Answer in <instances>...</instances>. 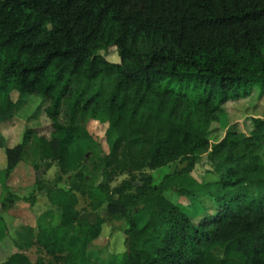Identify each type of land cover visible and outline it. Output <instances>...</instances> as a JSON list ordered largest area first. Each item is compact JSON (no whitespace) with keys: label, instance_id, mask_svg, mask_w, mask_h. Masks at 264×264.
<instances>
[{"label":"trees","instance_id":"trees-1","mask_svg":"<svg viewBox=\"0 0 264 264\" xmlns=\"http://www.w3.org/2000/svg\"><path fill=\"white\" fill-rule=\"evenodd\" d=\"M112 46L118 62L99 53ZM256 84L264 90V0H0V146L21 96L39 97L49 121L48 135L26 127L5 149L4 200L15 202L8 180L32 143L43 169L57 168L51 185L36 174L35 190L59 209L36 234L49 259L15 251L0 264H84L112 220L125 222L129 251L106 264H264V119L208 137ZM201 153L209 181L191 174ZM162 166L155 183L146 170ZM168 190L212 209L187 210Z\"/></svg>","mask_w":264,"mask_h":264},{"label":"rangeland","instance_id":"rangeland-1","mask_svg":"<svg viewBox=\"0 0 264 264\" xmlns=\"http://www.w3.org/2000/svg\"><path fill=\"white\" fill-rule=\"evenodd\" d=\"M108 61L118 62L119 57L115 47H109L106 51H100ZM12 99L17 98L13 93ZM43 102L35 95H24L20 97L18 107L15 111V117L11 125L7 126L3 132L4 144L0 146V170L5 167L6 155L5 149L13 147L22 139L26 127L41 126L43 134L49 133V121L42 113ZM226 115L218 123L211 125L208 137L211 142H216L222 135L226 126L238 121L240 128L245 133L251 129L252 118L264 119V90L261 91L259 84L252 88L249 96L238 101L227 102L224 107ZM10 121V122H11ZM89 130L97 141L102 145L104 151H107V144L103 139L105 126L91 123ZM87 155V156H86ZM85 153V157H89ZM34 165H39L37 172L40 178L47 185H51L54 180L56 166L49 170H44L39 162V155L32 143H27L24 147L22 161L15 168L8 180L9 188L15 195V202L4 200L6 195L4 174L0 172V261L5 260L11 253L22 251L31 260L35 262L38 257L49 259L43 249L35 243L36 234L40 222H47L52 217L53 222L58 221L59 209L56 205L49 202L44 192L35 190L34 177L36 171ZM154 179L159 182L163 175L169 172L168 166H162L153 170H146ZM197 181H209L214 177L210 162L207 160L206 153L198 156L197 163L191 172ZM126 176H120L112 185L118 184ZM63 186V185H61ZM167 198L179 206H184L187 210L201 211L207 214L212 209V203L209 199H202L199 204L195 200H190L179 196L175 190L165 192ZM33 196V197H32ZM77 209L82 214L92 212L88 205V199L77 194ZM6 202L8 206L1 208V203ZM212 211V210H211ZM191 212V211H189ZM47 213V214H46ZM99 215H104V207L96 211ZM21 218L16 221L15 218ZM126 224L122 220H112L104 222L100 235L93 240L87 248V261L84 264H106L113 256L126 250L125 233ZM120 256L117 257L118 262ZM62 264V263H57Z\"/></svg>","mask_w":264,"mask_h":264},{"label":"water","instance_id":"water-1","mask_svg":"<svg viewBox=\"0 0 264 264\" xmlns=\"http://www.w3.org/2000/svg\"><path fill=\"white\" fill-rule=\"evenodd\" d=\"M87 156V155H86ZM36 174H38L37 172H36ZM129 242H130V238H129V236H127V240H126V244H125V246H126V251H129Z\"/></svg>","mask_w":264,"mask_h":264},{"label":"crops","instance_id":"crops-1","mask_svg":"<svg viewBox=\"0 0 264 264\" xmlns=\"http://www.w3.org/2000/svg\"><path fill=\"white\" fill-rule=\"evenodd\" d=\"M15 219H16V221H17V220H19V219H21V218L17 217V218H15Z\"/></svg>","mask_w":264,"mask_h":264}]
</instances>
